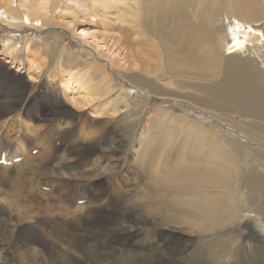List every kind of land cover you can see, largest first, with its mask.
Here are the masks:
<instances>
[{
    "label": "bare ground",
    "instance_id": "6f19581e",
    "mask_svg": "<svg viewBox=\"0 0 264 264\" xmlns=\"http://www.w3.org/2000/svg\"><path fill=\"white\" fill-rule=\"evenodd\" d=\"M83 1L75 9L90 10L97 6L107 10L113 5L108 0ZM126 1L114 0L115 3ZM129 1L137 5L139 12L129 24L140 29L139 35L146 45L144 51L154 63L143 57L139 64H129L138 72L115 71V78H121V74L124 77L122 83L116 82L117 88L103 84L94 90L90 80L80 83L77 76L74 82H79L78 88L86 98L84 102L114 90L120 101L114 112L135 104L136 95L139 102L141 96L148 97L143 101L144 106L149 99L150 104L156 105L148 116L155 117L157 126H162L163 144L154 147V151L134 148L130 164L135 163L132 165L135 167L129 169L148 179L150 185L147 188L146 184L133 182L131 175L129 180L107 179L108 173L112 175L121 166L120 158L97 153H111L123 147L107 142L100 135L77 139L79 115L63 119L61 116L71 108L62 110L54 100L58 97L55 70L44 62L29 59L26 73L34 81L48 75L49 84L26 87L22 84L24 77L0 61V123L3 127L6 124V129L0 132V159L4 155L11 162L0 164V264H189L182 256L189 246L182 239H191L187 232L192 228L197 239L211 237L217 228L233 233V246L220 253L215 264H230L229 258L236 262L245 260V254H260L264 259V0H205L215 4L209 7L213 18H207L203 28L194 23L184 26V21L175 17L171 0L167 5L159 0ZM62 2L0 0V25L5 30L12 35L15 30L31 33L32 29L39 30L33 37L31 33L15 34V41L3 37L0 39L3 54L13 59L21 49L34 53L50 48L55 52L60 46L78 64L80 60L91 61V54L52 30L59 27L53 17ZM201 2L198 0L197 5ZM198 11L197 7L192 14L195 22L199 21ZM47 26L50 28L42 35ZM164 30L166 36L162 34ZM71 70L74 68L65 69L64 74ZM127 85L132 94L126 92ZM41 95H51L52 103L47 97L45 112L51 121L52 138L50 146L43 148L41 161L28 162L29 176L40 171L52 178L53 193L48 197L56 205L44 201L42 195H45L33 181L27 187L19 182V174L14 175L26 160L23 153L35 158L30 154L33 142L25 144L20 138L21 131L14 139L8 134L13 122L24 125L22 116L26 115L27 119L34 116L28 112L29 104ZM159 100L173 107L163 110L158 107L163 104ZM198 113L221 117L236 133L234 141L242 138L255 145L239 142V147L256 154L252 157L247 151L243 155L237 152L246 158L240 172L232 168V152L221 145L222 141L217 142L215 133L219 131L189 121L188 117L194 115L197 120L211 123ZM26 130L29 132L30 127ZM178 135L179 142L174 145ZM18 156L21 161L14 163ZM112 182L119 188L115 187L111 197L101 202L100 197ZM155 184L166 188L163 192L155 191L152 189ZM79 195L88 202L71 208L80 200ZM228 196L238 198L237 204H225ZM150 203L155 211L148 209ZM160 209L169 215L155 213ZM181 211H192L197 219L178 218Z\"/></svg>",
    "mask_w": 264,
    "mask_h": 264
},
{
    "label": "rangeland",
    "instance_id": "374dc122",
    "mask_svg": "<svg viewBox=\"0 0 264 264\" xmlns=\"http://www.w3.org/2000/svg\"><path fill=\"white\" fill-rule=\"evenodd\" d=\"M108 1L109 3L113 2V5L107 10H103L102 8H99L97 6H94L89 10V8L84 9L83 7L75 9L77 5L80 6V4H83V0H63L62 4H60L57 10V14H55L53 17L54 22L59 27H55L52 30L57 33L63 34L68 38V42H70L71 44H75L77 48L79 47L87 54H91L95 61L91 58V61L80 60V64H78V61H73L72 58L69 57L68 50L62 52L60 46L56 47L55 52L50 50V48H42L35 51L34 53L25 52L21 49V51L18 52L13 59L11 58V56L3 54L0 46V61L5 66L9 67V69L13 71V73L23 76L25 79V81H23L25 83L22 84L26 87L36 85L34 87L38 88V86H45L49 84L48 75H43L42 77L34 81V79H32L26 73L27 61L29 59L33 60L34 58L39 62L41 61V63L44 62L47 64V66H50L51 69L55 70L53 77L55 78V81H57L58 97L55 96L54 100L55 103L58 104V108H61L62 110H66L67 107L71 108V111H68V114H64L61 116L63 119L65 118L70 120V116L76 117L79 115L80 121L79 123L77 122L78 126L76 127L77 139H79V141H82L83 139L90 138V135H100L104 139H107V142H110L112 144L117 143L124 149H118L115 150V152L112 151L111 153H103L101 151L97 153L98 156H106V154H109L120 158L119 165L121 164V166H118L117 170L115 169V172H113L112 175L108 173L106 175L107 179L116 178L117 181L120 179V177H122V179L127 178L128 180L129 178L132 179L133 177V182H138L137 184L141 185L146 184V187L148 188L150 185V181L148 179H143L144 176L141 177V174H139L138 172L129 170L132 169V167H135L132 166L135 165V163H133L132 165L130 164V156L132 155V150L134 148H152L151 151H154V147L162 146L164 140L162 134V126H157V119L155 117L148 116L149 113L153 112V109L156 105L150 104L151 100L149 99L147 101V106H144L143 101L145 99H148V97H145L144 95V97L141 96V102H139L136 95L135 104H130L128 107L123 108L119 112H114V109L120 102L118 101L116 97L117 93H115L114 90H111L108 94L94 101L92 100L90 102H84L86 101V98L83 97V92L80 88H78L79 82H74V78H76L75 76H77V78L80 79V83H82L81 81L90 80V86L94 90L100 88L101 86H103V84L115 85L117 88V83H122L124 81V77L121 74V78H115V71L119 73H121L120 70L124 71V73H127L126 71L130 73L138 72L136 69H132L134 66L131 67L129 66V64H139L140 62H142L143 57L146 58L149 62L154 63V60L148 57L146 52L144 51L146 45L143 44V39L139 35L140 29L138 27H131V25L129 24L131 19L139 15V12L137 11V5L129 0H127L126 3H115L114 0ZM159 1L162 5L168 4V0ZM171 1V5H175V17L181 22L184 21V26H190V24L194 23L200 25L203 28L206 24V19L210 16L213 18L214 13L209 9V7L212 8L214 6L215 3L212 4L213 2L208 3L205 2V0H202L201 4L198 6V0ZM127 7L129 9L132 8V10H129ZM197 7L199 9V11L197 12L199 21L195 22L192 14L194 9H196ZM15 22L17 21L15 20ZM49 28V26L44 27L41 34L43 35L46 32L45 30ZM32 30V33L30 32V30H15L13 34H16L15 36H24L25 34L31 33L30 36L33 37L39 31L38 29ZM162 34L166 36V30H164ZM14 35L11 34V31L5 30L4 27L0 25V39L5 37V39L10 38L12 41H15L17 40V38ZM64 46L66 47L67 45ZM51 52H53V54L50 57L49 54ZM93 52H95V54ZM91 62H95V65H91ZM70 68H74V70H71V73H69L68 75L64 74L65 69H68L70 71ZM102 72L106 73L107 78L102 77ZM71 75H74L72 76L73 84L70 82ZM130 84L135 86L133 83ZM127 87H129V89L127 91L125 86L126 92L132 94L130 86L127 85ZM35 90L36 89H34V91ZM50 96L51 95H41L40 98H33L29 104L28 112L34 114V116H32L30 119H27L26 115L22 116L21 121H25L24 125L22 124V122H13L12 125L8 128V134L11 139H14L15 136H17V133L21 131L20 138L23 139V142L25 144H28L30 141L33 142L31 143L32 151H30V154L35 158H30L28 157V154L23 153V159L25 158L26 160L24 161V163L18 166V169L16 170L14 175L19 174V182H21V184L23 183V185L27 187L33 181V185H35L36 188L45 195H42L44 201L48 204L56 205L57 202L54 201L53 198L48 197L52 196L53 193L52 178L50 176L42 174L40 171H35L31 173V176H29L30 165L28 164L29 161H31L33 164L41 161L40 155L43 154V148H48L51 143L50 140L52 137L49 128L52 125L51 121H49V116L46 115L45 112L47 104L46 100L47 97ZM48 101L49 103H52L51 97L48 98ZM159 101L163 104H160L158 107H161L163 110H167L173 107L166 101ZM98 107H100V109ZM53 113L56 112L54 111ZM197 115L202 117H204L205 115L207 120H209L211 123L197 120L194 115L188 117L189 121L201 124L209 129H217L219 131L218 134L215 133L217 135V142L221 143L222 141L221 145L227 148L229 152H232V168L234 169V172H240L243 168L246 158L243 156L240 157L239 155H237V152L243 155L244 151L247 150L239 147V142L242 140L246 143L247 146L251 147H255V145L248 143L247 139L244 140L242 138H240V141L238 140L239 142L234 141L232 138L236 137V133L232 128H228L227 123H225L221 117L217 115H214V118L207 117V114L202 113H198ZM4 125L5 126L3 127L2 123H0V127H2L0 128V132L6 129V124ZM27 126L30 127V130H28L29 132H26ZM22 129H24L23 132ZM29 133L31 134V138L29 136ZM40 136L41 140H39ZM224 137L226 138L225 142H223ZM228 137H230L231 140H228ZM179 139L180 135H178V140H176L174 145L178 144ZM33 149H39V151L34 153ZM122 150L124 153L122 152ZM18 152L21 153L20 151ZM117 152L119 154H117ZM250 154L252 157L256 155L252 152ZM152 155L153 154L150 152L149 158H151ZM51 156L53 157L52 153ZM246 157L249 158V156ZM124 158L128 159L126 160ZM147 172L148 169L146 171V174ZM130 175L132 177H130ZM115 187L119 188V185H113L112 182L111 185H109V187L107 188L106 193H104L103 196L100 197L101 202L111 197V194L114 191ZM165 188L166 186H158L156 184L152 187V189H154L155 191L158 190L160 192H163ZM128 189L129 191L132 190L131 187H129ZM154 190L151 191V194L154 193ZM83 199L84 202H88V199L82 196H80L79 201ZM237 199L238 198H235L233 196H228L226 197L224 203L228 205L237 204ZM79 201L73 203L71 208L76 205L84 204V202ZM96 204L99 205L101 203L96 202ZM148 207L150 211L156 210L154 204L150 203ZM157 211H159L155 212L157 214L169 215L168 213H165V210L163 209ZM177 216H179L178 218H187L189 221H194V219H197V216L192 211H181L177 213ZM240 217H243V215L241 216L240 214ZM177 225L178 224H176V226ZM179 225L187 228L190 227V225L188 224ZM194 231L195 230L192 228L187 232V234L191 236L190 240L186 241L182 239V242L186 243L189 246V251L182 255L185 261L189 264H215L218 255L233 246V233H230L229 230L225 232L224 228H217L216 233H214L211 237L202 239H197V234ZM242 255L244 256V254ZM245 257V260H239V262H236V260H234L233 258H229V263L264 264V259L260 254H254L253 256H248V254H245Z\"/></svg>",
    "mask_w": 264,
    "mask_h": 264
}]
</instances>
